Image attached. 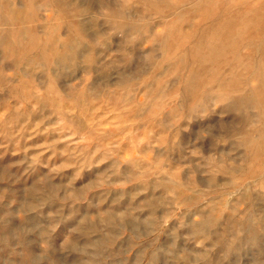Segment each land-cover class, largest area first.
Wrapping results in <instances>:
<instances>
[{
	"label": "rangeland",
	"instance_id": "rangeland-1",
	"mask_svg": "<svg viewBox=\"0 0 264 264\" xmlns=\"http://www.w3.org/2000/svg\"><path fill=\"white\" fill-rule=\"evenodd\" d=\"M0 264H264V0H0Z\"/></svg>",
	"mask_w": 264,
	"mask_h": 264
},
{
	"label": "bare ground",
	"instance_id": "bare-ground-1",
	"mask_svg": "<svg viewBox=\"0 0 264 264\" xmlns=\"http://www.w3.org/2000/svg\"><path fill=\"white\" fill-rule=\"evenodd\" d=\"M201 4V3H200ZM15 21H16V19H15ZM234 27V26H233ZM245 30V29H244ZM80 32V31H79ZM229 37V36H228ZM71 52V51H70ZM196 52V51H195ZM193 53V52H192ZM58 59L60 60V61H66V62H68V61H71V58L69 57V56H67V55H64V54H61L59 57H58ZM212 82V81H211ZM258 92V91H257ZM258 130V129H257Z\"/></svg>",
	"mask_w": 264,
	"mask_h": 264
}]
</instances>
